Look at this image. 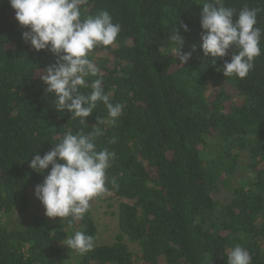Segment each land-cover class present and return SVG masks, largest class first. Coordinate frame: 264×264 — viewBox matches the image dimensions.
I'll use <instances>...</instances> for the list:
<instances>
[{
    "label": "trees",
    "instance_id": "trees-1",
    "mask_svg": "<svg viewBox=\"0 0 264 264\" xmlns=\"http://www.w3.org/2000/svg\"><path fill=\"white\" fill-rule=\"evenodd\" d=\"M202 0H88L84 15L107 10L121 25L115 44L90 53L121 117L108 123L99 104L86 126L56 111L39 73L58 57L21 39L9 0H0V264H227L232 247L264 264V37L262 54L244 79L224 77L235 47L213 65L199 45ZM227 7L258 8L264 0H225ZM186 23L189 31L179 29ZM178 25L180 65L168 36ZM99 117L103 123L97 120ZM102 129L97 148L116 159L107 170L119 198V234L110 245L80 255L64 244L76 231L95 239L92 211L80 221L48 218L34 196L44 175L29 168L67 131ZM115 144H109L111 137ZM115 178L118 187H113ZM137 244L134 253L126 241Z\"/></svg>",
    "mask_w": 264,
    "mask_h": 264
},
{
    "label": "clouds",
    "instance_id": "clouds-1",
    "mask_svg": "<svg viewBox=\"0 0 264 264\" xmlns=\"http://www.w3.org/2000/svg\"><path fill=\"white\" fill-rule=\"evenodd\" d=\"M9 4L18 24L27 29L21 39L36 52L48 50L58 57L39 73L45 94L54 96L56 111L70 113L71 119H79L86 126V118L102 104L107 109L108 123L114 125L124 105L112 102L111 94L105 92L100 68L90 58L94 49L113 46L121 32V25L113 22L109 11L84 15L82 7L88 0H9ZM259 12L260 9L249 7L237 11L227 7L225 0H202L199 48L204 56L211 58L214 65L229 49H236L221 68L224 77L246 78L254 68L255 59L262 54L264 28L257 26ZM179 29L186 33L189 26L180 23ZM168 42L172 45L169 50L182 66L197 51L196 45L183 51L185 39L179 34L178 25L168 36ZM97 120L103 123L99 117ZM92 128L88 132L69 130L49 152L31 156L29 168L33 172L44 175L51 166L43 182L34 188V196L43 205L46 217L83 220L97 197L110 194L106 186L107 170L116 153L108 148L98 150L97 138L104 133L98 126ZM116 142L115 136L108 140L110 145ZM111 184L118 187L115 178ZM63 245L84 255L94 250L95 238L76 231ZM227 264H252V257L237 244L229 251Z\"/></svg>",
    "mask_w": 264,
    "mask_h": 264
},
{
    "label": "rangeland",
    "instance_id": "rangeland-1",
    "mask_svg": "<svg viewBox=\"0 0 264 264\" xmlns=\"http://www.w3.org/2000/svg\"><path fill=\"white\" fill-rule=\"evenodd\" d=\"M122 200L111 197L106 199H95L92 202L91 211L97 226L98 234L95 245H110L116 241L119 234L118 213ZM129 249L138 253L140 251L137 244L126 241Z\"/></svg>",
    "mask_w": 264,
    "mask_h": 264
}]
</instances>
